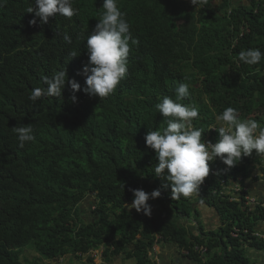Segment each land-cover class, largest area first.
<instances>
[{
  "label": "trees",
  "instance_id": "obj_1",
  "mask_svg": "<svg viewBox=\"0 0 264 264\" xmlns=\"http://www.w3.org/2000/svg\"><path fill=\"white\" fill-rule=\"evenodd\" d=\"M102 3L72 0L77 14L57 26L59 14L41 25L27 12L34 0H0V264H19L15 252L30 243L44 259L105 246L107 262L122 253L135 264H152L148 253L157 237L158 244L187 250L195 264H255L248 251L264 252V204L251 208L246 197L259 193L264 200V183L258 188L238 181L254 170L249 156L230 170L219 158L210 161L216 173L199 193L173 200L164 187L170 182L154 174L158 161L144 137L166 127L155 105L175 96L181 82L190 87L186 105L199 110L191 124L204 130L205 142L217 141L218 132L209 128L227 107L264 123V57L251 66L238 60L250 48L264 53V0H223L217 10L213 0H201L197 13L182 0H118L130 24L128 71L114 93L100 100L84 93L85 79L77 73L88 61L87 38ZM180 19L184 24L170 31ZM73 21L88 27L64 28ZM63 69L81 86L75 103L67 80L61 97L28 99L34 88L46 87L43 77ZM14 94L21 98L17 105L34 106V112L14 108ZM28 125L35 139L19 148L13 127ZM224 180L240 183L239 201H231ZM130 189L161 191L148 201L151 217L125 207L134 198ZM89 194L95 198L91 210L81 205ZM192 199L217 213V227L186 226Z\"/></svg>",
  "mask_w": 264,
  "mask_h": 264
},
{
  "label": "clouds",
  "instance_id": "obj_2",
  "mask_svg": "<svg viewBox=\"0 0 264 264\" xmlns=\"http://www.w3.org/2000/svg\"><path fill=\"white\" fill-rule=\"evenodd\" d=\"M182 1L194 13H197V7L201 4V0ZM222 1L213 0V2H217V5L213 4L215 10L220 7ZM34 3L35 7H29L27 12H34L35 17L39 18L41 25L47 24L50 17L59 14L61 16L54 19V24L59 26L61 23L58 20H72L78 11L73 7L72 0H34ZM118 6V0H103L100 18L95 25H92V31L90 32L92 34L87 38L88 61L77 73L85 79L84 93L89 97H99L100 100L114 93L128 71L127 57L130 52L129 41L131 39L129 35L130 24ZM205 7L203 5L201 8ZM165 17L172 19L169 15H165ZM29 23L35 25L37 20L34 18ZM75 24L81 26L79 22L73 21L64 26V28ZM182 24H184L182 19L173 22L170 31H174L175 27ZM81 27L87 28L88 26ZM64 39L71 43V37L67 34L64 35ZM132 43L135 44L138 41L133 39ZM233 43L232 47L238 43V39H234ZM76 56V52L71 53V57ZM262 57H264V53L259 48H250L238 54V60L250 66L260 63ZM66 80L73 93L71 100L75 103L77 101L75 93L81 90V86L74 79H67L66 69L55 72L51 78L43 77V83L46 87L34 88L28 99L35 103L42 97H61ZM174 91L175 96H165L155 105L157 112L163 116L166 127L161 130L148 131L144 137L146 146L155 151V158L158 161L154 168L155 176L170 182L165 184L164 187H170L171 199L190 198L194 193H199L200 186L205 178L209 175H215V166L212 164L209 167V162L217 158L227 166L226 170H230L238 164L242 157L249 156L248 167H254V170L247 176L246 180L238 177V181L255 187H258L260 183H264L262 180L263 176H261L264 175L261 171L264 169V127H261L264 123L251 120L253 117L242 119L237 109L227 107L215 116L218 122L217 126L209 128V130L212 129V131L218 132L217 141L215 143L211 141L205 142L202 140L204 130L193 128L191 124L193 119L198 118L199 110L186 105L191 99L189 85L181 82ZM14 95V99H9L14 104V108L23 110V113L32 114L34 112V106H29L25 103L17 105V101L21 98L16 94ZM13 132L17 134L19 148H23L26 142H31L35 139L31 125L13 127ZM226 182L224 180L222 184L227 185L228 193L232 194L231 201H239L240 183L232 181L230 184H226ZM130 191L133 193L134 198L131 204H125V207H128L129 211L134 209L137 213H143L145 216L151 217L152 207L148 201L159 198L161 191L159 189H155L150 193L143 189H130ZM258 194L254 195L259 196ZM254 195L251 194L246 197L247 204L251 208L259 205L262 201L264 204V200L260 196L256 197ZM82 201L81 205L85 209L89 208L91 210V204L95 202V198L89 194ZM199 208L201 210L203 208L209 209L206 206L202 207V205H199ZM194 215L197 218L195 212ZM190 221H187V223ZM196 223L201 225L199 220H196ZM261 232H264L262 227L260 235L264 238ZM159 239L160 237H157V241ZM157 241L148 253L152 264H162L156 257V251L163 244H158ZM181 251H184L188 256L187 250L183 249ZM101 252L98 249L86 255H57L44 259L33 243L17 249V254L27 256L30 262L35 261L37 264H64L65 258L69 256L80 260L82 264H88L87 261L89 264H96ZM131 263L135 264L133 260Z\"/></svg>",
  "mask_w": 264,
  "mask_h": 264
},
{
  "label": "rangeland",
  "instance_id": "obj_3",
  "mask_svg": "<svg viewBox=\"0 0 264 264\" xmlns=\"http://www.w3.org/2000/svg\"><path fill=\"white\" fill-rule=\"evenodd\" d=\"M213 4L217 5V2H213ZM254 196L259 197L257 195H254ZM187 205H189V203H186V206ZM190 205L191 206H188V210L190 209L191 210L190 212L192 213L191 216L193 218H192L191 221H193V220L194 221L199 220L200 221V224L204 226V229L208 230V228L212 226L210 222H212V223L215 222V218L217 216L216 212L211 213L210 211H208L206 209H204V210H206V213L204 212L203 209H202L203 211H201V209L199 208V204L195 203L194 202V199L191 200ZM192 206H194V207H192ZM194 208H196L200 212V216L197 217V218L194 215V211H195ZM132 210H134V209H132ZM209 216H211V217H209ZM203 217H205V219H208V225L206 224L207 226H205V220L203 219ZM185 219H187V218H185ZM87 220H89V219H87ZM191 221L189 223H191ZM186 224H188V223L186 222ZM187 227L190 228V229L192 228L194 231H199L200 225H198L196 223H192V224H188ZM261 234L264 235V232H261ZM166 247H167V244H163L161 246V248H166ZM255 254H257V253L256 252H253V251H248V256H249L250 260L253 263H255V264H260L261 261H263V260H261V256H256ZM261 255H263L262 256V259H264V252L261 253ZM20 256H21L22 262H24L25 264H33L34 263V262H30V260L28 259L27 256H24L22 254ZM100 258L103 261V258H102L101 255L99 256V259ZM114 259L117 261V262H115V264H126V263L128 264L129 263V261H127L126 259H124V257H121V259H118V257H115V258H112L111 261L113 262ZM172 262H173V257H169V258H167L165 260L164 264H171ZM87 263L89 264L88 261H87ZM64 264H82V262L80 260L75 259L72 256H69V257H66L65 258Z\"/></svg>",
  "mask_w": 264,
  "mask_h": 264
},
{
  "label": "crops",
  "instance_id": "obj_4",
  "mask_svg": "<svg viewBox=\"0 0 264 264\" xmlns=\"http://www.w3.org/2000/svg\"><path fill=\"white\" fill-rule=\"evenodd\" d=\"M203 209H206V210L210 211L211 213H214L213 210H209L207 208H203ZM206 210H204L205 213H206ZM209 217H211V216H209ZM217 218L218 217L216 216L214 223L210 222L212 226L209 227L208 230H211V228H215L219 225ZM203 219L205 220V226H207L208 225V219H205V217H203ZM192 223H196V221L193 220V221H191V223H188V224H192ZM188 224H186V226ZM196 224H198V223H196ZM191 231H194V230L191 228ZM262 231H264V226H262ZM253 252L257 253V254H255L256 256H261V260H263V261H261L260 264H264V259H262L263 255H261V253H263V252H257V251H253ZM186 256H187L186 253L184 251H181L180 248L178 247V245L175 243H167L166 248L158 247V249L156 251V257L160 260V262L162 264H164L165 260L169 257H173V262L171 264H195L192 260H189Z\"/></svg>",
  "mask_w": 264,
  "mask_h": 264
},
{
  "label": "bare ground",
  "instance_id": "obj_5",
  "mask_svg": "<svg viewBox=\"0 0 264 264\" xmlns=\"http://www.w3.org/2000/svg\"><path fill=\"white\" fill-rule=\"evenodd\" d=\"M105 246H101L99 249L102 251L101 252V256H102V258H103V261L101 260V258L98 260V262L96 263V264H115V262H117L115 259L113 260V262L111 261V262H107L106 261V258H105V255H104V250H105ZM16 254H17V252H15ZM21 254H17V261L16 262H18L19 264H25L24 262H22V260H21V256H20ZM121 257H124L125 258V256L122 254V253H120V255L118 256V259H121ZM128 261V260H127ZM35 262V261H34ZM132 262V260L131 261H129V263L128 264H132L131 263ZM34 264V263H33Z\"/></svg>",
  "mask_w": 264,
  "mask_h": 264
}]
</instances>
